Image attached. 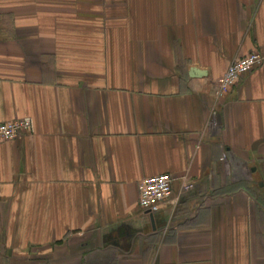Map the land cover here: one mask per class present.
<instances>
[{
  "label": "crops",
  "instance_id": "obj_1",
  "mask_svg": "<svg viewBox=\"0 0 264 264\" xmlns=\"http://www.w3.org/2000/svg\"><path fill=\"white\" fill-rule=\"evenodd\" d=\"M252 52L264 0H0V264H264V61L215 96Z\"/></svg>",
  "mask_w": 264,
  "mask_h": 264
},
{
  "label": "built area",
  "instance_id": "obj_2",
  "mask_svg": "<svg viewBox=\"0 0 264 264\" xmlns=\"http://www.w3.org/2000/svg\"><path fill=\"white\" fill-rule=\"evenodd\" d=\"M264 61L260 52L234 60L217 80L215 96L221 98L240 78L257 68ZM30 118L15 119L0 123V142L13 141L23 138L31 132ZM173 177L169 173L143 178L139 183L138 203L142 210L155 213L166 203L172 195Z\"/></svg>",
  "mask_w": 264,
  "mask_h": 264
},
{
  "label": "water",
  "instance_id": "obj_3",
  "mask_svg": "<svg viewBox=\"0 0 264 264\" xmlns=\"http://www.w3.org/2000/svg\"><path fill=\"white\" fill-rule=\"evenodd\" d=\"M190 74L193 76H206L207 72L204 70H199L197 68H192ZM147 212H149V211H147ZM149 214H150L151 220H153V214L150 212H149Z\"/></svg>",
  "mask_w": 264,
  "mask_h": 264
}]
</instances>
